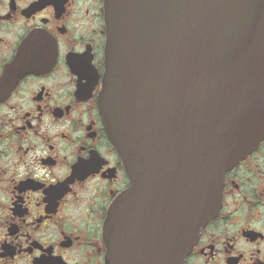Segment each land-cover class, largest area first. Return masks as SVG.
<instances>
[{
  "label": "water",
  "instance_id": "95a60500",
  "mask_svg": "<svg viewBox=\"0 0 264 264\" xmlns=\"http://www.w3.org/2000/svg\"><path fill=\"white\" fill-rule=\"evenodd\" d=\"M104 8L98 106L131 179L105 220V261L185 264L221 208L224 174L264 138V0Z\"/></svg>",
  "mask_w": 264,
  "mask_h": 264
},
{
  "label": "flooded vegetation",
  "instance_id": "af4514ba",
  "mask_svg": "<svg viewBox=\"0 0 264 264\" xmlns=\"http://www.w3.org/2000/svg\"><path fill=\"white\" fill-rule=\"evenodd\" d=\"M105 42L104 0H0V264H106L131 179L98 108ZM222 194L185 264H264V138Z\"/></svg>",
  "mask_w": 264,
  "mask_h": 264
}]
</instances>
